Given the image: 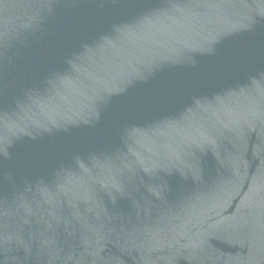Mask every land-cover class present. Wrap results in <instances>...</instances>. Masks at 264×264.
Instances as JSON below:
<instances>
[{
    "label": "water",
    "instance_id": "water-1",
    "mask_svg": "<svg viewBox=\"0 0 264 264\" xmlns=\"http://www.w3.org/2000/svg\"><path fill=\"white\" fill-rule=\"evenodd\" d=\"M0 264H264V0H0Z\"/></svg>",
    "mask_w": 264,
    "mask_h": 264
}]
</instances>
